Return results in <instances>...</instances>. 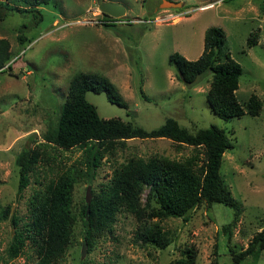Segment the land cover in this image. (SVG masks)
I'll list each match as a JSON object with an SVG mask.
<instances>
[{"label":"rangeland","instance_id":"obj_1","mask_svg":"<svg viewBox=\"0 0 264 264\" xmlns=\"http://www.w3.org/2000/svg\"><path fill=\"white\" fill-rule=\"evenodd\" d=\"M2 1L3 11L9 10L0 20V37L10 43V59L0 70V211L10 205L22 225L29 196L38 187L35 178L45 182L72 165L85 169L88 153L83 148L46 147L49 164L39 165L29 185L17 195L16 156L23 148H37L43 142L42 133L56 128L70 78L78 71L97 72L110 79L127 104L122 108L110 103L104 92L87 91L85 97L100 117H117L146 130L160 126L167 117L190 132L211 125L223 129L233 147L223 153L219 173L236 207L202 203L187 221L160 220L172 239L164 249L141 246L134 240L137 221L130 214L117 213L111 231L97 237L89 251L85 245L82 256L80 213L88 186L99 189L109 180L113 166L130 155L182 160L196 152L169 139H130L115 150L114 157L101 158L92 183L86 178L75 183L72 242L56 264H167L186 247L197 251L194 264H264L263 252L232 262L228 251V247L244 249L264 228V0H167L182 5L156 9L160 0H104L124 8L120 18L106 17L97 0H50L36 8L21 1ZM16 6L20 12L10 10ZM209 27L224 30L230 56L241 66L236 97L244 104L251 94L256 95L261 101L258 115L220 119L206 100L211 74L186 84L168 63V56L175 52L197 59ZM251 32L257 33V43L247 47ZM197 150L200 165L202 149ZM146 193L141 196L143 202ZM223 224H229V244ZM13 231L9 217L0 214V264H35L28 245L7 260L5 250Z\"/></svg>","mask_w":264,"mask_h":264},{"label":"trees","instance_id":"obj_2","mask_svg":"<svg viewBox=\"0 0 264 264\" xmlns=\"http://www.w3.org/2000/svg\"><path fill=\"white\" fill-rule=\"evenodd\" d=\"M14 1L36 8L50 0ZM4 7L0 0V20L9 10L6 7L3 11ZM11 9L21 11L17 6ZM103 24L110 25L106 21ZM256 43L257 33L251 32L246 46L251 47ZM9 59L10 43L0 37V70L5 69ZM168 63L176 70L178 79L186 84H192L205 73L211 74L206 100L220 119L228 120L244 113L252 116L259 114L261 101L256 95L251 94L244 104L236 97L241 66L231 58L225 32L220 27L205 30L203 49L197 59L189 60L175 52L168 56ZM7 68H11L10 64ZM87 91L104 92L110 103L127 108L117 87L106 76L97 72L78 71L70 78L56 128L42 133L43 142L37 148H23L15 158L17 195L29 185L30 175L35 174L39 165L49 164L51 156L46 147L61 150L83 148L88 153L85 169L72 165L58 170L55 176L45 182L35 178L38 187L29 196L27 220L22 225H19V219L10 205L0 211L1 218L8 216L14 227L5 250L7 260L16 258L28 245L35 255V264H56L72 242L76 220L72 210L75 183L82 178L92 183L101 158L104 155L114 157L115 150L124 148L125 142L130 139H169L177 147L192 146L196 152L182 160L160 155L147 158L130 155L116 163L109 180L99 189H91L88 207L86 201L82 203V245L85 244L88 251L97 237L107 230L111 231L117 213L130 214L137 221L134 240L141 246L164 249L172 239L160 226V220L180 218L187 221L191 212L202 203L206 206L221 203L236 207L219 173L223 153L233 147L223 129L211 125L190 132L176 119L167 117L160 126L146 130L117 117L103 118L86 99ZM139 91L146 98L141 88ZM199 148L203 155L200 165L197 164L200 159ZM145 190L147 193L143 202L141 196ZM228 227L229 224L222 225L227 244L230 238ZM228 251L232 262H239L254 252L264 253V228L252 236L244 249L236 251L228 247ZM196 255L194 247H186L182 249L181 256L167 264H194Z\"/></svg>","mask_w":264,"mask_h":264},{"label":"water","instance_id":"obj_3","mask_svg":"<svg viewBox=\"0 0 264 264\" xmlns=\"http://www.w3.org/2000/svg\"><path fill=\"white\" fill-rule=\"evenodd\" d=\"M97 5L101 12H103L104 14L112 18H120L125 13L124 8L118 4H112L104 0H97ZM181 5H182L181 3H174V2L167 1V0H162V4H160V8L161 7L176 8V7H180ZM90 190L91 188L90 186H88L86 189V194H85V201L87 203V207L91 199ZM84 253H85V244L82 245L81 255L83 256Z\"/></svg>","mask_w":264,"mask_h":264},{"label":"flooded vegetation","instance_id":"obj_4","mask_svg":"<svg viewBox=\"0 0 264 264\" xmlns=\"http://www.w3.org/2000/svg\"><path fill=\"white\" fill-rule=\"evenodd\" d=\"M160 4H162V0H160V1L158 2L157 7H155V9L158 8V7L160 6Z\"/></svg>","mask_w":264,"mask_h":264},{"label":"built area","instance_id":"obj_5","mask_svg":"<svg viewBox=\"0 0 264 264\" xmlns=\"http://www.w3.org/2000/svg\"><path fill=\"white\" fill-rule=\"evenodd\" d=\"M184 13H186V11H183V12H182V14H184ZM167 15H170V14H167ZM167 15H166V16H167Z\"/></svg>","mask_w":264,"mask_h":264}]
</instances>
